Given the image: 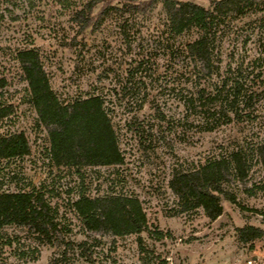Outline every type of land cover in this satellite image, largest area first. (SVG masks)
<instances>
[{"label":"trees","instance_id":"1","mask_svg":"<svg viewBox=\"0 0 264 264\" xmlns=\"http://www.w3.org/2000/svg\"><path fill=\"white\" fill-rule=\"evenodd\" d=\"M18 1L27 4V13L35 12L41 27L49 31H55L62 25L59 22L65 17L68 26H63L65 33L61 47L69 49H78L80 45L87 47L89 36L111 21L116 22L119 31L128 36L133 16L161 6L166 20L160 34L172 50L171 56L183 59L181 77L194 76L192 96L182 97L180 102L186 113L191 112L201 121L203 132H213L222 126L250 124L258 120L254 108L263 95L257 91L264 85L263 73L256 77L261 79L260 84L254 82L257 87L252 85L250 91L243 94L245 88L239 77L244 63H239L233 52L226 57L229 61L224 66L223 44L231 40L241 22L264 13V0H211L209 7L192 0H53L48 19L44 12L39 11L42 6L36 0H0V123L16 114V106L7 95L12 87L22 85L25 102L36 113L38 126L47 133L49 176L53 179L71 176L77 181L76 187L68 191L69 195H75L74 198L69 196L68 207L54 203L58 196L53 195L54 190H50L47 182L41 187L30 184L29 188L18 190H6L0 184V264H9L11 254L27 258L29 254L20 250L26 241L35 244L34 259L38 258L41 247H51L61 251L60 258L52 259V264L68 262L70 255L85 264H103L97 251L103 249L104 241L90 234L111 237L112 251L115 252L119 239L135 236L140 262L149 264L147 239L155 237L161 241L165 236L161 231L151 230L144 203L133 193L112 190L93 194L89 187L90 169L126 164L108 100L97 93L69 102L61 100L53 88L45 58L36 46L34 35L25 34L24 38L16 40L17 43L5 44L9 42L3 36L21 34L16 26H12L21 22L19 16H14L20 6ZM9 18L10 21L7 20ZM249 23H255L256 29L264 35V14ZM184 36H189V40L176 48V40ZM6 47L10 49L9 54L5 52ZM7 62L12 64L8 69L5 66ZM145 64V59L137 61L128 70L127 81L131 83L138 79L139 82H135L138 89L145 88L147 81H152L155 75V71ZM131 89L126 85L122 89L124 96L132 94ZM240 96H243L241 102ZM148 97L143 98L139 109L148 103L155 114L165 119L156 98L152 97L147 102ZM136 135L145 149L148 137L144 130L136 129ZM31 151L24 131L0 133V162L22 161L31 155ZM256 166L260 168L261 177L247 187L245 193L264 197V142H246L232 152L212 157L203 164L175 171L169 187L178 199L180 209L177 212L203 210L210 221H215L224 213L222 200L246 209L236 194L226 188V182L228 177L239 183L246 182ZM63 208L76 219L79 234L85 236L84 239L69 238L71 230L61 224L62 219L63 222L70 219L67 212L63 213ZM144 234H147V239ZM238 235L240 241L253 243L264 237V230L246 226L238 230ZM160 264L168 262L163 259Z\"/></svg>","mask_w":264,"mask_h":264},{"label":"rangeland","instance_id":"2","mask_svg":"<svg viewBox=\"0 0 264 264\" xmlns=\"http://www.w3.org/2000/svg\"><path fill=\"white\" fill-rule=\"evenodd\" d=\"M147 1L150 0H141ZM192 1L209 7L211 0ZM36 3L41 4L39 11L44 12L48 19L53 0H36ZM18 4L20 6L14 16H19L21 22L12 26H16L15 29L21 34L3 36L9 42L5 44L17 43L16 40L24 38L25 34L34 35L36 46L45 58L53 88L61 100L69 102L91 93L107 98L120 137L121 149L126 156V164L90 169L89 187L93 194H104L112 190L133 193L144 203L151 230L161 231L165 236L163 240L157 241L155 237L147 239V234H144L149 249L146 255L150 260L149 264H160L163 259L168 264H264V237L253 243H244L238 237V230L246 226L264 230V197H252L245 193V189L261 177L259 166L254 167L244 183L228 177L226 188L236 194L246 209L222 200L224 213L215 221H210L203 210L179 214L178 199L169 187L175 171L203 164L212 157L232 152L246 142H264V85L257 89L259 94H263L254 108L257 121L203 132L201 121L191 112L187 114L180 102V98L192 96L194 76L190 74L181 77L183 59L171 56L172 50L160 34L166 20L161 6L146 14L133 16L128 36L119 31L116 22L111 21L99 32L89 36L87 47L80 45L78 49H69L61 47L65 33L63 26H68L65 17L59 22L62 25L57 26L55 31H49L41 27L42 23L36 18L35 12L27 13V4L23 1H18ZM263 14L245 19L239 24L237 31L233 32L231 40H226L223 44L224 66L229 61L226 57L233 52L238 62L244 63L239 77L245 88L243 94L250 86L257 87L254 82L260 84L261 79L256 78L258 74L263 73L264 79V35L256 29L255 23H249ZM7 20L10 21L11 18ZM189 38H178L175 47L178 48L180 43L187 42ZM6 48L5 52L9 54L10 49ZM144 59L145 66L155 71V75L152 81H147L145 88L138 89V79L131 83L127 81L128 70L135 62ZM7 64L6 69L12 66L10 62ZM126 85L132 88L133 93L124 96L122 89ZM148 95L147 102L152 97L157 99L155 101L165 119L155 114L148 103L139 109L143 98ZM7 96L13 100L16 114L0 123V133L24 131L32 151L22 161L11 164L0 162V184L6 190H18L29 188L30 184L41 187L42 183L47 182L50 190H54L53 195L58 196L54 203L68 207L69 196H75L74 193L69 195L68 191L76 187V179L71 176H57L53 179V176H49L47 133L38 126L36 113L25 102L23 86L18 84L12 87ZM240 97L241 102L243 96ZM138 128L144 130L148 137L145 149L141 147L136 135ZM66 210L62 209L70 219L66 222L62 219V227L71 230L69 238L84 239L85 236L79 234L78 222ZM65 223L68 225H63ZM90 235L104 241L103 249L97 251L103 264H141L135 236L119 239L115 252L112 251L111 237ZM20 247L21 251L25 250L29 255L23 259L11 254L9 264H52V259L60 258L61 254L57 248L41 247L38 258L34 259L32 252L35 244L26 241ZM70 256L69 261L62 264H85L78 257Z\"/></svg>","mask_w":264,"mask_h":264}]
</instances>
